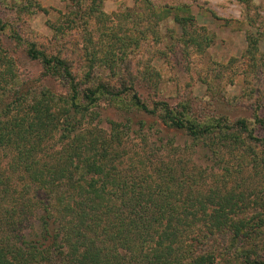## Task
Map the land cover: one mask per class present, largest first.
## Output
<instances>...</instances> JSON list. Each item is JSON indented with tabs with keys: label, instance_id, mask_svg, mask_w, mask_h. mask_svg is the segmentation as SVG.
<instances>
[{
	"label": "trees",
	"instance_id": "1",
	"mask_svg": "<svg viewBox=\"0 0 264 264\" xmlns=\"http://www.w3.org/2000/svg\"><path fill=\"white\" fill-rule=\"evenodd\" d=\"M88 1L91 11L104 16L102 0ZM154 12L159 19L172 15L185 31L182 36L190 35L186 45L202 47L196 31L189 33L195 18L189 7ZM252 38L247 36L248 50L255 52L258 40ZM55 39L48 41L52 47ZM47 49L33 40L27 55L41 63L45 80L64 81L66 96L48 84L30 86L15 56L5 50L0 55L7 64L0 68V147L12 153L9 174L0 169V264H221L219 257L225 264H264V190L246 202L227 186L226 174L204 188L199 165L190 171L179 160L160 167L143 160L139 172L134 165L124 170L123 138L131 118L110 119L107 128L90 126L107 97L120 111H145L155 117L153 125L182 131L197 145L206 143L218 157L223 147L231 154L240 151L264 171V115H256L253 128L244 118L201 121L184 103L159 100L149 106L137 84H127L134 77L130 70L113 68L116 77L88 71L86 82H94L82 85L69 55ZM56 130L62 147L46 152L42 161ZM14 174L20 184L13 182ZM37 210L40 232H22L25 219Z\"/></svg>",
	"mask_w": 264,
	"mask_h": 264
},
{
	"label": "rangeland",
	"instance_id": "2",
	"mask_svg": "<svg viewBox=\"0 0 264 264\" xmlns=\"http://www.w3.org/2000/svg\"><path fill=\"white\" fill-rule=\"evenodd\" d=\"M149 1L152 5L146 0H102L106 17H99L98 11L89 9L88 0H0L4 24L0 30V55L7 51L15 56L22 72L19 74L30 86L48 84L57 94L66 96L64 81L45 80L41 63L28 57V42L37 40L49 53L56 50L69 55L82 85L94 82H86L88 71L116 77L112 75L113 68L130 70L134 77L127 84H137L149 106L159 100L172 106L184 103L189 114L201 121L224 117L232 122L244 118L257 128L256 115H264V0ZM178 5L189 7L195 16L189 33L196 31L194 37L204 41L202 47L190 41L186 45L184 40L190 35L182 36L185 31L172 15L161 14L159 19L154 12ZM248 35L258 40L255 52L248 50L252 46ZM52 38H56L55 47L53 41L48 43ZM100 56L101 60L106 59L104 63L98 60ZM121 56L124 59H117ZM6 66L0 59L1 71ZM112 103L107 97L102 98L101 113L90 126L107 128L110 119L121 122L131 118L130 130L123 138L122 169L129 170L134 165L137 173L143 160L146 165L157 167L170 159L179 160L190 171L194 163L199 165L197 173L202 174L199 179L204 188L216 180V175L226 174L227 186L233 193H242L246 202L263 195L264 171L256 168L247 155L235 149L231 154L230 149L223 147L218 157L206 143L197 145L182 131L153 125L152 114L129 108L120 111ZM60 134L56 130L48 140L45 156L40 154L42 161L46 152L56 153L62 147ZM11 154L10 149L0 147V169L7 174ZM13 182L20 184L21 180L14 174ZM40 212L25 219L22 232H40L36 217ZM260 240L256 237L255 241ZM218 261L225 264L220 257ZM232 264L237 263L232 260Z\"/></svg>",
	"mask_w": 264,
	"mask_h": 264
}]
</instances>
